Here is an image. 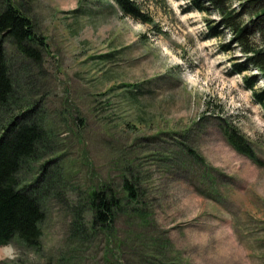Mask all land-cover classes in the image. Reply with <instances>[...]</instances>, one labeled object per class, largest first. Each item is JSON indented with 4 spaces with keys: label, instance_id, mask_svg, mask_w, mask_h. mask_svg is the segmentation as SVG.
<instances>
[{
    "label": "rangeland",
    "instance_id": "rangeland-1",
    "mask_svg": "<svg viewBox=\"0 0 264 264\" xmlns=\"http://www.w3.org/2000/svg\"><path fill=\"white\" fill-rule=\"evenodd\" d=\"M136 1L151 22L113 0H12L48 43L39 64L4 44L7 108L38 101L24 122L48 132L19 177L55 157L58 175L38 185L50 186L38 248L0 245V264H264V111L243 83L256 70L231 72L243 56L229 30L206 38L216 12ZM100 182L122 200L110 231L91 228L84 206Z\"/></svg>",
    "mask_w": 264,
    "mask_h": 264
},
{
    "label": "trees",
    "instance_id": "trees-1",
    "mask_svg": "<svg viewBox=\"0 0 264 264\" xmlns=\"http://www.w3.org/2000/svg\"><path fill=\"white\" fill-rule=\"evenodd\" d=\"M113 1L123 14L142 23L151 22L136 0ZM233 1L237 4L233 5ZM191 10L218 14L219 20L215 25L207 23L206 38L220 37L226 30L232 33L229 41L239 46L243 58L230 59V70L233 73H243L250 68L256 70L243 76V83L251 89L253 100L264 111V0H188L182 12ZM6 42L36 64L40 63L43 52L48 48L46 37L36 32L33 22L12 0H5L0 9V108L6 109L4 114L0 113V245L16 240L35 249L40 244V223L44 217L42 203L50 191L48 184L42 189L38 185L47 181L50 184L58 175V169L56 166L52 171L47 169L48 164L56 162V157L48 158L41 162L38 175L28 179L29 182L19 177L23 166L36 158L38 144L48 132L43 122H24L25 117L39 110L38 101L15 113L7 108L13 84L5 58ZM220 51H229V44L221 45ZM259 81L263 85L256 87ZM225 134L235 148L245 151L241 137L232 128L228 127ZM121 191L124 198L136 199L135 181L124 176ZM36 194L37 197L42 194L40 201ZM84 200V206L91 213L90 227L110 231L116 209L122 201L119 194L109 184L100 182L85 192Z\"/></svg>",
    "mask_w": 264,
    "mask_h": 264
},
{
    "label": "bare ground",
    "instance_id": "bare-ground-1",
    "mask_svg": "<svg viewBox=\"0 0 264 264\" xmlns=\"http://www.w3.org/2000/svg\"><path fill=\"white\" fill-rule=\"evenodd\" d=\"M17 109V108H16ZM13 120V119H12ZM32 167V166H31ZM26 180V179H25ZM80 199V198H79ZM82 203V202H81Z\"/></svg>",
    "mask_w": 264,
    "mask_h": 264
}]
</instances>
